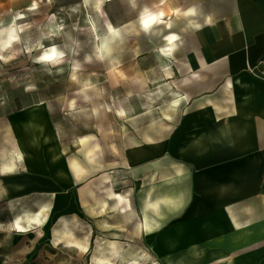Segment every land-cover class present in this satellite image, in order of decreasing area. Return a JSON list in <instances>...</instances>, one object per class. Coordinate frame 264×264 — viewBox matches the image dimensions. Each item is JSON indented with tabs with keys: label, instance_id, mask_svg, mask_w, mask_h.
I'll list each match as a JSON object with an SVG mask.
<instances>
[{
	"label": "rangeland",
	"instance_id": "rangeland-1",
	"mask_svg": "<svg viewBox=\"0 0 264 264\" xmlns=\"http://www.w3.org/2000/svg\"><path fill=\"white\" fill-rule=\"evenodd\" d=\"M141 15L137 0H0V29L17 19L19 35L0 58V264H99L110 241L113 264H189V249L159 250L156 236L100 233L99 209L82 191L108 154L174 127L163 117L173 113V74L163 69L178 47L165 53L171 28L146 31ZM52 43L56 64L41 58ZM64 219L85 248L56 241ZM115 221L124 227V216Z\"/></svg>",
	"mask_w": 264,
	"mask_h": 264
},
{
	"label": "crops",
	"instance_id": "crops-1",
	"mask_svg": "<svg viewBox=\"0 0 264 264\" xmlns=\"http://www.w3.org/2000/svg\"><path fill=\"white\" fill-rule=\"evenodd\" d=\"M137 2L179 35L163 69L174 127L108 154L98 172L125 201L99 191V231L156 236L189 264H264V0Z\"/></svg>",
	"mask_w": 264,
	"mask_h": 264
},
{
	"label": "bare ground",
	"instance_id": "bare-ground-1",
	"mask_svg": "<svg viewBox=\"0 0 264 264\" xmlns=\"http://www.w3.org/2000/svg\"><path fill=\"white\" fill-rule=\"evenodd\" d=\"M86 2L88 0H85ZM99 3L101 2V0H97ZM160 2H162V4H164L167 0H159ZM164 15V11L162 9L160 10H154V9H149L146 10L142 15H141V22L142 25L144 26V29L146 31H150L152 32L153 30H159V28L157 29V26L163 25L167 28H172L173 26V22L171 20H165L163 18ZM84 19L86 21V23L95 30V25L93 23V21L88 17V16H84ZM145 20H150L151 23H149L147 25V27H145L144 21ZM108 26L110 30L114 29V25L109 21L108 22ZM158 32V31H157ZM96 35L98 36V33H96ZM18 26H17V19L16 21L11 22V24L6 27V28H2L0 29V58L5 56V50L6 47L10 44H12L14 41H16L18 39ZM179 35L174 32V31H170L168 33H166L164 35L165 38V43L162 45V48L164 50L165 53H171V50L173 49L174 43H175V39L178 37ZM46 55H51L53 56L52 60H46V61H50L52 63H58L62 57V51L58 49L57 45L55 43L50 44V46L41 54V58L46 56ZM45 60V59H43ZM29 125V124H27ZM47 139L52 140L53 136L52 134H49L47 136ZM26 151L23 150V154ZM72 167L76 172H80L82 166L80 164V161L74 159L72 161ZM110 181V175L107 172H103L101 173L98 177L94 178L91 182H88L87 184H85L82 187V191L84 194H86V199L88 200L87 197L90 196L91 199L96 200L98 198V193L99 191H105V193L107 195H113L116 196L119 200L120 203H123L125 201V197L120 193V192H116L114 190V188L112 187V185L109 183ZM19 226V224H18ZM54 236L56 238V241L58 242H67V243H71L74 242L75 244H77L80 248H85V245H82L80 243H78L77 241H75L74 239V234L72 232V230L69 228L68 226V221L66 219L63 220V226L60 227L59 229H56ZM110 252V254H108V252ZM115 253H117V246L116 243L114 241H110L108 243V246L105 248H99L98 252L95 254V258L97 260V262L99 264H113V261L110 259V255H114ZM135 264V262H134Z\"/></svg>",
	"mask_w": 264,
	"mask_h": 264
},
{
	"label": "clouds",
	"instance_id": "clouds-1",
	"mask_svg": "<svg viewBox=\"0 0 264 264\" xmlns=\"http://www.w3.org/2000/svg\"><path fill=\"white\" fill-rule=\"evenodd\" d=\"M149 23H151L150 20H145V21H144V24H146V25H148ZM47 57H51V55H46V56L42 57V59H43V58H47Z\"/></svg>",
	"mask_w": 264,
	"mask_h": 264
},
{
	"label": "snow or ice",
	"instance_id": "snow-or-ice-1",
	"mask_svg": "<svg viewBox=\"0 0 264 264\" xmlns=\"http://www.w3.org/2000/svg\"><path fill=\"white\" fill-rule=\"evenodd\" d=\"M145 27H147L146 24H145ZM43 59H45V60H52V59H53V56H51V57H47V58H43Z\"/></svg>",
	"mask_w": 264,
	"mask_h": 264
}]
</instances>
